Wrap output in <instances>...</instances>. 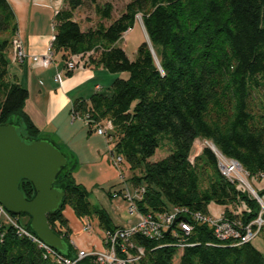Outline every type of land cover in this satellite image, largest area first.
<instances>
[{"label":"trees","instance_id":"trees-1","mask_svg":"<svg viewBox=\"0 0 264 264\" xmlns=\"http://www.w3.org/2000/svg\"><path fill=\"white\" fill-rule=\"evenodd\" d=\"M81 7L98 17L94 27L82 30L74 19ZM112 11L111 0H62L52 17L51 48L64 62L85 57L84 66L127 73L111 81L108 93L96 89L86 99H74L71 118L83 120L89 132L111 124L105 133L110 152L124 159L129 184L143 187L135 200L141 214L179 208L207 215L215 205L223 216L242 224L254 220L258 202L221 174L210 147H198L193 154L191 150L198 140L209 141L250 178L264 177V0H129L115 18ZM137 15L147 40L132 60L117 42ZM15 32L14 13L7 0H0V124H13L20 136L33 140L40 135L24 112L28 91L7 73L5 53ZM165 144L168 154L151 162ZM73 168L67 160L57 174L54 186L63 197L46 216L66 247L57 253L71 259L76 251L69 242L65 207L79 219L95 218L102 231L117 228L75 182ZM19 189L32 198L30 182L21 180ZM257 195L264 196V189ZM10 216L32 233L27 214ZM21 216L26 220L21 222ZM191 223L182 248L168 230L158 238L133 234L134 246L143 250L134 264H264L252 241L218 239L207 223ZM259 235L264 244V226ZM0 264L62 263L0 218ZM76 264L97 263L87 257Z\"/></svg>","mask_w":264,"mask_h":264},{"label":"crops","instance_id":"crops-1","mask_svg":"<svg viewBox=\"0 0 264 264\" xmlns=\"http://www.w3.org/2000/svg\"><path fill=\"white\" fill-rule=\"evenodd\" d=\"M7 1L16 21V32L12 38L19 39L26 54L20 62L13 61L9 46L5 53L7 73L10 80L21 84L28 91L24 112L39 130L40 138L49 140L58 148H67L68 153L64 155L67 160L73 161L72 176L75 182L89 192L90 202L105 211L113 227L136 223L137 215L129 211L127 201L121 195L125 188L131 195L134 193V188L126 181L127 171L122 166L110 164V145L107 140L101 135L89 134L85 122L81 119L82 124L72 122L70 115L74 99L88 98L96 91V86L102 89L101 78L111 82L113 75L92 64H83L81 68L67 73L60 53H55L53 62L47 66L32 62L30 56L42 55L50 43L53 36L52 17L62 6V0ZM81 61L84 62L85 57ZM57 74L60 76L59 81L56 80ZM84 130L88 137L84 136ZM76 136L85 139L81 150L74 143ZM253 183L256 191L264 189V177L255 179ZM261 198L264 203V196ZM210 211L217 214L220 208L211 205ZM62 213L70 230L69 242L76 252L103 248V231L95 218L79 219L69 207H65ZM85 224L90 226L91 231L84 230Z\"/></svg>","mask_w":264,"mask_h":264},{"label":"built area","instance_id":"built-area-1","mask_svg":"<svg viewBox=\"0 0 264 264\" xmlns=\"http://www.w3.org/2000/svg\"><path fill=\"white\" fill-rule=\"evenodd\" d=\"M11 57L13 61L17 62H20L26 57L18 38H13L11 41ZM53 57L54 52L51 48V43H49L46 51L42 55L30 56V60L38 65L47 66L53 62ZM82 58L83 57L77 56L69 57L65 62L64 70L70 72L76 67H82L84 64V62L81 61ZM59 78L60 76L57 74L56 80L59 81ZM96 89H99V86H96ZM110 128L111 124L107 122L104 126L96 128L95 132L98 135L105 136V133ZM210 145L209 147L214 152L217 166L221 174L229 181L236 183L239 190L244 191L247 189L250 191V194L252 195L251 197L260 204L258 214L251 222L242 224L238 220L227 218L223 216L221 209L217 214L210 212L207 215L200 212L188 214V212L179 208H174L170 212L157 213L155 215L149 212L141 214L136 209L135 200L141 198L143 187L139 186L137 189H134L133 195H131L129 190L125 188L121 195L127 201L129 211L131 213L134 212L137 215L138 219L136 223L126 227H117L112 231H103L102 249L78 250L75 258L71 259L60 256L57 251L41 242L33 233L19 226L16 219L11 217L2 205H0V218L3 219L6 224L14 226L18 235L28 237L38 244L46 254L55 256L56 261L62 264H76L77 261L87 257H92L97 264H134L142 256L143 250L140 247L134 246V243L131 241L133 234L138 232L148 238H158L163 232L168 230L176 237L177 246L182 248L186 245V237L192 230V221L207 223L211 227L215 237L218 239L224 240L232 238L235 240L236 244L246 243L258 236L261 228L264 226L263 200L251 189L247 179L249 176L240 164L236 160L224 156L217 149H213L212 145ZM108 155L112 166H124V159L121 156L113 155L110 151ZM119 176H121V172L119 173ZM84 230L89 232L91 231V228L89 225L85 224Z\"/></svg>","mask_w":264,"mask_h":264},{"label":"water","instance_id":"water-1","mask_svg":"<svg viewBox=\"0 0 264 264\" xmlns=\"http://www.w3.org/2000/svg\"><path fill=\"white\" fill-rule=\"evenodd\" d=\"M66 163L64 153L49 140H28L20 136L15 125L0 124V205L9 214H27L32 233L60 252L65 244L50 228L46 216L61 203L63 193L54 182ZM21 180L32 185V198H25L19 189Z\"/></svg>","mask_w":264,"mask_h":264},{"label":"rangeland","instance_id":"rangeland-1","mask_svg":"<svg viewBox=\"0 0 264 264\" xmlns=\"http://www.w3.org/2000/svg\"><path fill=\"white\" fill-rule=\"evenodd\" d=\"M128 1L129 0H111L112 5H113V11H112V17L113 18H115L119 13H121V11H123L124 6H125V4ZM74 19L79 23V25H80L82 30H85L88 27H94L96 25V23L98 22V20H99L98 17L94 14V12L91 9L87 8V7L78 8L74 12ZM105 23H107V21ZM145 40H147V39H146V35H145V32H144L143 26L141 24L140 16L137 15L136 18H135V24L133 25V27L129 31L125 32L122 35V39H120L117 42V44H118L119 47H121L125 51L127 57L129 59L133 60L135 55H136L137 47ZM78 68H81V66L76 67L74 70H77ZM111 75H113V79L115 77H120V76L127 77V73H123V75L120 74V73L111 74ZM101 79L102 80L100 81V85H102V89L100 91L103 92V93H108L111 82L103 80L104 78H101ZM71 121L72 122H76V123L79 122L80 124H82V121H80L79 118L71 119ZM87 134L88 133L84 130V136L88 137L89 135H87ZM89 134H91V135L95 134L96 135L97 133L92 128V130H90ZM101 136L106 140L105 136H103V135H101ZM75 138H74L75 139L74 143L76 144V146L80 147L78 149H80V150L83 149L84 148V140L85 139L81 138L80 136H79V138H78V136H76ZM210 144H211V142H209V141H200V140H198L197 142H195L193 144L192 150H191V154L195 153L197 151L198 147L202 149L204 146H208L209 147ZM212 148L216 149L213 145H212ZM59 149H60V151L62 153L67 155L68 150H67V148H65V146H60ZM167 154H168L167 144H165L163 146L161 145V146H159L156 149L154 155L149 160L151 162L157 161V160L165 157ZM70 162L73 163L72 160H70ZM124 171H127V170L124 169ZM129 176H130V173L128 171L125 172V177H126V181L127 182H128L127 179L129 178ZM247 179H248V182H249L248 184L250 185L251 189L257 195V191H256V189L254 187V183H253V181H255L256 178L248 177ZM244 191H246V193H248L250 196H252L250 194L251 192L248 191L247 189H245ZM259 206H260V204H259ZM19 220L21 222H23V221L26 220V218L24 216H21L19 218ZM251 241H252L251 243L264 256V244H263V241L261 239V236L258 235L255 238H253ZM176 258H177V256H176ZM173 262L176 263L177 259H174Z\"/></svg>","mask_w":264,"mask_h":264}]
</instances>
